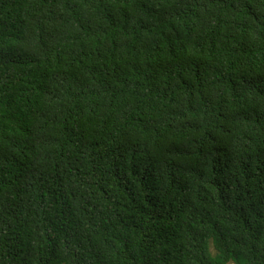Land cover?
I'll list each match as a JSON object with an SVG mask.
<instances>
[{
    "label": "trees",
    "instance_id": "obj_1",
    "mask_svg": "<svg viewBox=\"0 0 264 264\" xmlns=\"http://www.w3.org/2000/svg\"><path fill=\"white\" fill-rule=\"evenodd\" d=\"M231 262L264 264V0H0V264Z\"/></svg>",
    "mask_w": 264,
    "mask_h": 264
},
{
    "label": "rangeland",
    "instance_id": "obj_2",
    "mask_svg": "<svg viewBox=\"0 0 264 264\" xmlns=\"http://www.w3.org/2000/svg\"><path fill=\"white\" fill-rule=\"evenodd\" d=\"M212 251H213V253H215L216 252V250L212 247ZM230 264H235L234 262H231Z\"/></svg>",
    "mask_w": 264,
    "mask_h": 264
}]
</instances>
